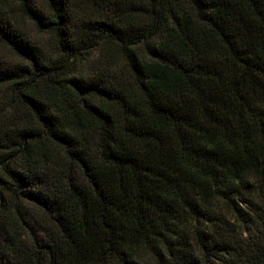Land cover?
<instances>
[{
    "label": "trees",
    "instance_id": "obj_1",
    "mask_svg": "<svg viewBox=\"0 0 264 264\" xmlns=\"http://www.w3.org/2000/svg\"><path fill=\"white\" fill-rule=\"evenodd\" d=\"M0 264H264V0H0Z\"/></svg>",
    "mask_w": 264,
    "mask_h": 264
},
{
    "label": "rangeland",
    "instance_id": "obj_2",
    "mask_svg": "<svg viewBox=\"0 0 264 264\" xmlns=\"http://www.w3.org/2000/svg\"><path fill=\"white\" fill-rule=\"evenodd\" d=\"M15 18L17 20V22L28 32L30 33L34 38L36 39H40L43 41H47L48 39V34L44 33V32H40L36 29L34 23L28 18L26 17L24 14H22V12L20 11V9L18 8V6L16 5L15 7ZM1 52L8 58L10 59H17V57L13 54V52L9 49H7L6 47H2L1 48Z\"/></svg>",
    "mask_w": 264,
    "mask_h": 264
}]
</instances>
